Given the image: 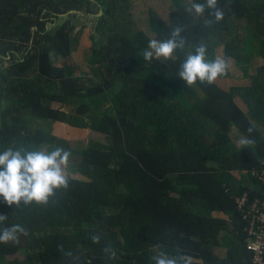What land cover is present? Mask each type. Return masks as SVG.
Masks as SVG:
<instances>
[{
  "label": "trees",
  "instance_id": "obj_1",
  "mask_svg": "<svg viewBox=\"0 0 264 264\" xmlns=\"http://www.w3.org/2000/svg\"><path fill=\"white\" fill-rule=\"evenodd\" d=\"M171 2L175 19L149 13V32L163 40L180 25L185 47L174 61L148 62L138 52L150 38L121 33L127 0H0V151L71 153L69 187L47 205L0 199V229L27 233L0 243V264H154L160 251L190 264H252L234 198L264 191L251 174L264 169V0H218L224 19L210 26L209 10L194 17L189 2ZM238 24L252 38L242 52L225 36ZM86 29L91 75L81 79L70 62ZM200 43L208 60L224 45L249 85L188 87L178 71ZM44 124L102 142L65 141ZM240 136L254 143L241 149Z\"/></svg>",
  "mask_w": 264,
  "mask_h": 264
},
{
  "label": "clouds",
  "instance_id": "obj_2",
  "mask_svg": "<svg viewBox=\"0 0 264 264\" xmlns=\"http://www.w3.org/2000/svg\"><path fill=\"white\" fill-rule=\"evenodd\" d=\"M190 6L186 11L194 14V17H203L206 9L214 20L209 19L205 24L210 26L219 23L224 19V12L218 7V0H205L204 3H197L189 0ZM184 28L177 25L170 33V36L163 40L152 38L142 55L145 61L153 59L169 61L176 59L177 50L185 47V37L182 35ZM207 46L200 43L195 46L194 53L186 55L180 65L178 77L186 82L188 87L197 82L213 84L219 77L225 75L228 70V63L220 57L214 60L206 58ZM252 128L248 129L251 133ZM241 149L254 143L247 136H240L236 141ZM71 153L62 147H55L54 150H28L23 146L19 148H7L0 151V199L9 207H19L21 204L47 205L51 197L55 196L57 190L69 187V176L66 169L70 163ZM8 219L0 215V224ZM26 235V230L19 224L0 229V243H18L19 235ZM99 236H92L93 242H99ZM106 253L115 252L110 248L104 249ZM154 264H190V258L184 255H169L160 251L152 257Z\"/></svg>",
  "mask_w": 264,
  "mask_h": 264
},
{
  "label": "rangeland",
  "instance_id": "obj_3",
  "mask_svg": "<svg viewBox=\"0 0 264 264\" xmlns=\"http://www.w3.org/2000/svg\"><path fill=\"white\" fill-rule=\"evenodd\" d=\"M129 3L128 14L129 19L125 21L121 33L126 37L133 39L135 34L139 31L145 33L150 39L154 38V35L149 32L148 27V19L149 13H157L166 23L173 21L176 17V10L172 5L171 0H127ZM185 2H189V0H181ZM242 25V23H239ZM233 25L232 33L228 36L227 40H234V44L237 46V49L242 52L243 48H245V40H251L249 38V32L242 29L241 25ZM89 30L86 29L80 36V40L77 46V50L73 54L71 58L70 64L76 68L75 76L85 79L86 77L91 75L88 66V50L90 49L89 42ZM226 41V42H230ZM254 44H257L255 40H253ZM224 45L216 47V58L220 57L224 59ZM249 52L251 49L248 50ZM141 50L138 52V56L142 55ZM240 52V53H241ZM253 52V50H252ZM244 53V51H243ZM228 63L227 77H219L214 83L218 85L220 88L226 90L230 86H246L251 82L249 79H246L242 76L241 65L233 58L225 59ZM251 67L249 73H254L256 67L261 65L263 61L259 58H256L251 61ZM33 73V72H32ZM35 73V72H34ZM36 76V74H35ZM37 77V76H36ZM55 108H58L59 105H55ZM63 111H71L69 108H63ZM42 128H45L52 132L55 137L63 139L65 141H73V142H83L85 140H95L98 142H102V137L94 133L88 132H80L77 134H73L75 139H70V135L66 132V130L61 127L59 124L57 125H43ZM70 139V140H69ZM234 145L237 146L236 141L234 140ZM67 170V169H66ZM78 177L77 175L74 176ZM221 216V215H220ZM219 253H224V248H221Z\"/></svg>",
  "mask_w": 264,
  "mask_h": 264
},
{
  "label": "built area",
  "instance_id": "obj_4",
  "mask_svg": "<svg viewBox=\"0 0 264 264\" xmlns=\"http://www.w3.org/2000/svg\"><path fill=\"white\" fill-rule=\"evenodd\" d=\"M251 174L264 184V169ZM234 200L244 223L245 249L250 254L251 263L264 264V191L255 198L244 192Z\"/></svg>",
  "mask_w": 264,
  "mask_h": 264
},
{
  "label": "crops",
  "instance_id": "obj_5",
  "mask_svg": "<svg viewBox=\"0 0 264 264\" xmlns=\"http://www.w3.org/2000/svg\"><path fill=\"white\" fill-rule=\"evenodd\" d=\"M234 175L237 176V177H239V174H238L237 172L234 173ZM222 248H224V250H225V248H226V241H225V243H223ZM220 250H221V248L219 249V251H220Z\"/></svg>",
  "mask_w": 264,
  "mask_h": 264
}]
</instances>
